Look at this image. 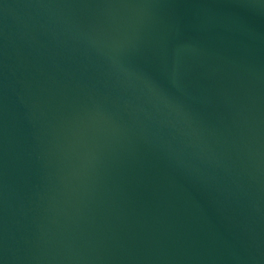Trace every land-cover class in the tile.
I'll list each match as a JSON object with an SVG mask.
<instances>
[{
    "label": "water",
    "instance_id": "95a60500",
    "mask_svg": "<svg viewBox=\"0 0 264 264\" xmlns=\"http://www.w3.org/2000/svg\"><path fill=\"white\" fill-rule=\"evenodd\" d=\"M0 264H264V0H0Z\"/></svg>",
    "mask_w": 264,
    "mask_h": 264
}]
</instances>
